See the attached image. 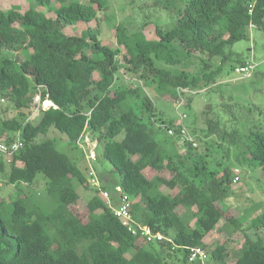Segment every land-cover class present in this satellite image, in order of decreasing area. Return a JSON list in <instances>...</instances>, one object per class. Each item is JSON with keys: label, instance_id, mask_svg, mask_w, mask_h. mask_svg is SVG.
<instances>
[{"label": "trees", "instance_id": "obj_1", "mask_svg": "<svg viewBox=\"0 0 264 264\" xmlns=\"http://www.w3.org/2000/svg\"><path fill=\"white\" fill-rule=\"evenodd\" d=\"M35 1L54 17L15 6L0 9V93L6 98L0 109V135L8 138L20 130L23 140L10 163L0 159V172L3 175L8 167L7 183L27 185L42 173L54 205L47 211L34 195L24 192L0 199V264H199L188 260L193 247L207 251L206 264H264L260 238L244 235L235 250L228 247L229 237L243 222L264 226V211L256 212L264 199L235 217L225 218L221 207L235 175L230 148L243 138L244 148L234 154V164L264 169V130L254 124L247 132L226 129L212 116L204 137L219 140L225 158L211 162L209 152H202L208 145L204 141L201 146V139L195 145L183 142L185 152L180 153L179 137L166 131L175 127L178 117L159 116L148 93L151 83L155 92L173 97L177 87L208 91L223 72L230 74L246 62L256 67L232 45L249 38L250 22L264 33V0H161L164 10L172 12V27L156 25V37L147 38L140 29L128 32L119 24L113 45L90 27L83 35L64 31L66 26L97 19L108 7L106 0ZM5 50L11 55H3ZM215 57L220 61L214 65ZM120 71L140 84L118 82ZM37 94L52 105L40 110L37 122L28 121ZM51 128L73 145L89 132L96 154L110 164L108 173L116 182L92 187L51 139L37 140ZM146 168L156 174L146 177ZM87 169L100 176L94 166ZM74 182L94 191L86 203L85 220L72 209L81 198ZM116 186L129 202L135 233L113 212ZM162 186L174 193L162 191ZM100 190L108 191V202ZM261 193L264 196V189ZM182 209L189 219L182 216ZM221 220L226 238L209 247L205 237ZM138 226H147L162 239L141 240Z\"/></svg>", "mask_w": 264, "mask_h": 264}, {"label": "rangeland", "instance_id": "obj_2", "mask_svg": "<svg viewBox=\"0 0 264 264\" xmlns=\"http://www.w3.org/2000/svg\"><path fill=\"white\" fill-rule=\"evenodd\" d=\"M87 2V0H79ZM108 3L105 9L97 19L89 23H77L72 26H66L64 31L66 33H73L83 35L87 27L98 32V37L103 42L111 45L116 42V27L123 25L128 32L141 30L147 38H155V27L160 25L163 28L169 27L173 19H170L171 11L164 10L161 0H106ZM11 6H15L19 10L33 9L35 11L43 12L47 16L54 17L52 11L39 5L35 0H0V9L6 11ZM173 24L170 26L172 27ZM249 38L242 39L232 45L234 52L242 54L247 60H252L256 63L254 72L247 78H240L237 74L231 72L230 74L222 73L221 77L217 80L216 86H213L208 91L206 89L188 90L183 94V101L178 107H175L176 97L164 92H155V83L146 90L151 98L155 101L158 107L159 116L164 118L178 117V112H184L186 118L184 125L188 131L193 134L194 139L204 146L208 145L207 158L211 161L223 160V149L218 146V141L215 137H210L208 140L204 137L205 129L207 128V119L216 116L222 127L226 129H237L239 131L247 132V129L252 124L259 126L264 130V33L261 30L250 29ZM16 53L19 59L22 56ZM3 55H11L9 51H3ZM193 62L197 61V53L192 58ZM214 65L219 63V58L215 57L213 60ZM230 63H226L228 68ZM118 82L125 83L129 86H134L135 83L140 84L139 81L130 80L123 71L117 78ZM189 94V95H187ZM187 95V96H186ZM36 95L32 98L31 105H35ZM187 97V98H186ZM190 98V102L188 101ZM187 99V101H186ZM46 102V101H45ZM43 105H49L46 103ZM189 105L185 107V103ZM42 107V106H41ZM38 110V111H37ZM32 113L27 118L33 122H37L40 115V109L32 108ZM156 115V116H158ZM177 119L176 121H178ZM160 136L161 134H157ZM49 138L53 141L56 148L66 154L69 159L74 162L77 167L84 173L89 180V172L87 166H94L99 183L107 184L110 182L112 186L116 182V178H110L108 169H111L110 164L101 160L100 156L96 154V142L94 137L86 132L76 145L70 144L65 134L50 129L46 136H39L37 140ZM242 138V135H241ZM214 140V141H213ZM180 153L185 152V145L182 141L176 143ZM239 146H234L231 149L229 163H233L232 171L238 169V180L231 184V194L222 203L221 207L225 210V218L238 216L243 210L252 204L258 203L264 199L261 193L264 189V169L250 170L247 167H241L234 164V154L238 148L243 149L245 142L240 139ZM94 158V159H92ZM95 160V161H94ZM3 175L0 172V199L10 200L15 198L21 193L32 194L35 196L36 201L43 206L45 210H50L54 203L51 198L46 194V181L42 173H37L32 184H10L5 180L8 167H5ZM235 173V171H234ZM146 177L151 178L156 172L150 168L144 169ZM100 178V179H99ZM76 190L79 192L81 198L72 209L77 211L83 220L86 219L88 210L86 203L92 197L94 191L91 188L85 189L83 185L74 182ZM162 191L174 193L164 186L161 187ZM114 202L118 201V193L113 194ZM264 201V200H263ZM263 208H258L257 213H262ZM185 219H189L188 212L184 209L180 211ZM250 219H248L249 221ZM192 224V220H189ZM224 220H221L217 227L212 230L205 240L209 247L214 246L215 243L222 241L226 238L225 232L221 230ZM248 222H243L241 228L234 232L229 238L228 247L230 251L235 250L242 242L244 235H248L252 239L260 238L264 240V226L258 228L249 226ZM143 240V239H141Z\"/></svg>", "mask_w": 264, "mask_h": 264}, {"label": "built area", "instance_id": "obj_3", "mask_svg": "<svg viewBox=\"0 0 264 264\" xmlns=\"http://www.w3.org/2000/svg\"><path fill=\"white\" fill-rule=\"evenodd\" d=\"M253 3H251L248 6V14L252 13ZM250 29H255L256 25L252 22L249 24ZM255 68V64L253 62H246L244 65H238L234 68L233 72L237 74L240 78H247L249 77ZM188 88L184 87H177L176 89V99L175 101V107L177 108L178 105H180L183 101V94L187 92ZM191 91V90H190ZM36 101H35V108L41 109V108H47L48 105H43L44 101L39 100L38 94L36 95ZM6 103V98L0 93V109L3 107V105ZM42 106V107H41ZM38 111V110H37ZM178 121H176L175 127H166V131L169 135H175L178 136L180 141L182 142H191L192 145L196 144V141L193 137V135L188 131L187 127L184 125L183 120L186 118V114L184 112H178ZM2 122V117L0 114V125ZM23 146V140L21 137L20 130H16L9 134L8 138L7 136L0 135V159L4 160L7 163H10L12 161V157L22 148ZM94 159V158H92ZM235 175L233 177V182L238 180V169H235ZM89 181L92 186L100 187V183L98 179L96 178L93 171H89ZM117 193H118V201L119 203L112 206L114 214L119 217L122 224L127 227L128 230L132 231V233H135L136 230L132 228L131 226V217L129 213V202L127 201L126 197L120 193V187H115ZM102 198H104L108 202L109 193L107 190H100L99 193ZM263 210H264V204H263ZM139 230V238H142L146 241H159L162 239V235L159 233H152L150 229L147 226H138ZM208 258V253L206 250H204L201 247H193L190 248V252L188 255V260L190 262H198L199 264H206V260Z\"/></svg>", "mask_w": 264, "mask_h": 264}, {"label": "clouds", "instance_id": "obj_4", "mask_svg": "<svg viewBox=\"0 0 264 264\" xmlns=\"http://www.w3.org/2000/svg\"><path fill=\"white\" fill-rule=\"evenodd\" d=\"M39 100H40V99H39ZM41 101H45V100H41ZM48 101H49V100H48ZM49 102H50V101H49ZM51 105H52V103L50 102V104H49L48 106H51ZM41 109H43V108H41ZM41 109H40V110H41Z\"/></svg>", "mask_w": 264, "mask_h": 264}, {"label": "bare ground", "instance_id": "obj_5", "mask_svg": "<svg viewBox=\"0 0 264 264\" xmlns=\"http://www.w3.org/2000/svg\"><path fill=\"white\" fill-rule=\"evenodd\" d=\"M46 101V102H45ZM44 102L46 103V104H49L50 102L48 101V100H45Z\"/></svg>", "mask_w": 264, "mask_h": 264}]
</instances>
